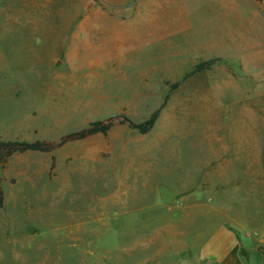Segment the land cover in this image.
I'll use <instances>...</instances> for the list:
<instances>
[{
    "label": "rangeland",
    "instance_id": "obj_1",
    "mask_svg": "<svg viewBox=\"0 0 264 264\" xmlns=\"http://www.w3.org/2000/svg\"><path fill=\"white\" fill-rule=\"evenodd\" d=\"M256 13L264 0H0V141L145 122L222 60L146 134L0 165V264H199L218 227L264 228V62L238 42Z\"/></svg>",
    "mask_w": 264,
    "mask_h": 264
},
{
    "label": "crops",
    "instance_id": "obj_2",
    "mask_svg": "<svg viewBox=\"0 0 264 264\" xmlns=\"http://www.w3.org/2000/svg\"><path fill=\"white\" fill-rule=\"evenodd\" d=\"M250 29L240 37L241 59L264 62V18L253 15ZM241 36V35H240ZM235 45L237 41H233ZM248 52L252 55H248ZM219 59V58H218ZM261 66V65H260ZM199 264H264V228L238 233L225 226L218 227L203 243Z\"/></svg>",
    "mask_w": 264,
    "mask_h": 264
},
{
    "label": "trees",
    "instance_id": "obj_3",
    "mask_svg": "<svg viewBox=\"0 0 264 264\" xmlns=\"http://www.w3.org/2000/svg\"><path fill=\"white\" fill-rule=\"evenodd\" d=\"M221 59H210L201 61L193 66L180 81H176L169 86L168 92L163 100L162 105L154 111L148 120L142 123H135L129 117L119 114L108 118L105 121L92 123L88 127L83 128L77 132L63 135L57 141L37 140L34 142H20V141H0V165L2 166L6 161L14 155H22L26 153H51L66 144L80 142L92 137L95 134L107 135L115 127H125L130 130L139 132L140 134L148 133L157 121L160 111L169 98V95L178 89L180 84L195 74L211 70L214 66L220 64ZM3 205V193L0 189V208Z\"/></svg>",
    "mask_w": 264,
    "mask_h": 264
}]
</instances>
